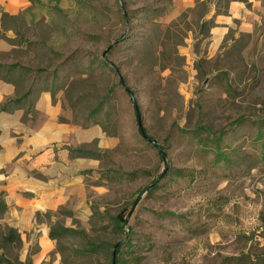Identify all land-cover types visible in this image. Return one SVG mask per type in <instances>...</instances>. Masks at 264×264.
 Here are the masks:
<instances>
[{"label": "rangeland", "instance_id": "1", "mask_svg": "<svg viewBox=\"0 0 264 264\" xmlns=\"http://www.w3.org/2000/svg\"><path fill=\"white\" fill-rule=\"evenodd\" d=\"M254 2L251 31L223 43L199 28V0H65L60 15L44 0L0 22L7 112L22 111L12 137L49 129L40 147L85 154L30 173L81 188L52 213L60 236L43 264H113L114 253L119 264H264V0ZM33 248L0 238V264H33Z\"/></svg>", "mask_w": 264, "mask_h": 264}, {"label": "crops", "instance_id": "2", "mask_svg": "<svg viewBox=\"0 0 264 264\" xmlns=\"http://www.w3.org/2000/svg\"><path fill=\"white\" fill-rule=\"evenodd\" d=\"M176 1L186 8L195 6V0ZM199 2H204L206 8L200 18L199 28L202 31L208 30L210 43H223L229 33L234 31L249 33L258 20L257 12L260 9L255 2L251 4L252 0H232L224 9L218 8L217 0ZM28 7L27 0H0V13L10 16H16ZM6 48V43L0 41V50ZM14 94V85L0 79V105L14 97ZM50 99V93L43 92L38 101L48 103L49 107ZM13 111L11 114L0 112V172L8 171L6 176L0 177V193H4L7 206L4 216L0 218V225L4 223L20 236L23 253H29L34 247L31 254L33 264H43L56 248L54 240L49 237L50 229L57 219L52 213L65 205L69 198L78 195L81 188L69 182L70 179L65 182L56 181L51 174L45 182H39L31 178L30 173L34 170H47L51 173L54 166L64 168V160L77 163L84 158H72L66 146L55 151L40 147L48 142L44 138L51 133L49 129H40L37 133L16 140L11 134L20 133L17 124L22 111L17 107ZM41 151L43 154L39 155ZM46 213L51 214V217L46 219L43 216ZM37 215L40 220L36 219Z\"/></svg>", "mask_w": 264, "mask_h": 264}, {"label": "trees", "instance_id": "3", "mask_svg": "<svg viewBox=\"0 0 264 264\" xmlns=\"http://www.w3.org/2000/svg\"><path fill=\"white\" fill-rule=\"evenodd\" d=\"M27 1L29 3V7L26 10H24L21 14H19V16H9V15L1 12L0 13V22L4 23V21L18 20V19H20V17L22 15H24V13L32 12L33 10H35L39 5H41V3L44 0H27ZM45 1H47V6L50 9L51 13L60 15L63 12L62 9L60 8V5L65 0H45ZM229 1H232V0H229ZM239 1H243V0H239ZM201 4L205 5L204 2ZM224 8L225 7L223 6L222 9H224ZM15 35H17V37H18V34L15 33ZM6 42H10V41L6 40ZM4 69L5 68H2L1 70H4ZM5 70H6L4 72L5 74H7V72L9 74H11L12 68H7ZM4 73H2V75H0V79L12 84V82L9 80V77L5 76ZM130 96H132V95H130ZM6 111H8V107H7L6 102H5L2 105H0V112H6ZM137 112H138V110H137ZM142 136L146 140H148V137H145L144 133H142ZM158 149H159L160 153L163 155V152L161 151V149L160 148H158ZM67 150L69 151L72 158L73 157L85 158V154L82 151L72 150V149H67ZM6 210H7V206H6L5 200H4V193L2 192V193H0V218H2L4 216ZM121 223H122V221H119V223H117L116 226H119V224H121ZM121 229H123V227H121ZM61 232L64 234L73 233V231L71 229H62ZM59 236L60 235H57V233H55L53 229L50 230L49 237L51 240H58ZM0 238H1V242L4 246H9L12 248H17V247L21 246V243H22L19 235L13 229H7V232L5 234L1 235ZM112 260H113L114 264H119L118 259H116L115 253L113 254ZM2 261L3 260L0 259V263ZM6 264H11V263L9 261H6Z\"/></svg>", "mask_w": 264, "mask_h": 264}, {"label": "water", "instance_id": "4", "mask_svg": "<svg viewBox=\"0 0 264 264\" xmlns=\"http://www.w3.org/2000/svg\"><path fill=\"white\" fill-rule=\"evenodd\" d=\"M113 264H114V262H113Z\"/></svg>", "mask_w": 264, "mask_h": 264}]
</instances>
